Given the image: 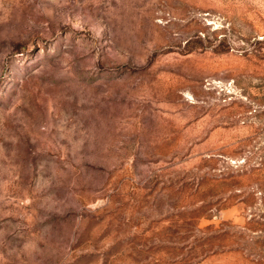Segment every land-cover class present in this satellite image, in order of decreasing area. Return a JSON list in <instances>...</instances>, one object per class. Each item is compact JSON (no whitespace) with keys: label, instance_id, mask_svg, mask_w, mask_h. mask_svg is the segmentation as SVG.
<instances>
[{"label":"rangeland","instance_id":"rangeland-1","mask_svg":"<svg viewBox=\"0 0 264 264\" xmlns=\"http://www.w3.org/2000/svg\"><path fill=\"white\" fill-rule=\"evenodd\" d=\"M0 264H264V0H0Z\"/></svg>","mask_w":264,"mask_h":264}]
</instances>
